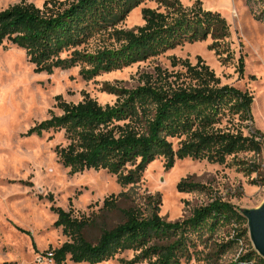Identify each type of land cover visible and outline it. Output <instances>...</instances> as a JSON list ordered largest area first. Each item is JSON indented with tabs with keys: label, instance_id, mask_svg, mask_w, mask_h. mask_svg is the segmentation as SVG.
<instances>
[{
	"label": "rangeland",
	"instance_id": "374dc122",
	"mask_svg": "<svg viewBox=\"0 0 264 264\" xmlns=\"http://www.w3.org/2000/svg\"><path fill=\"white\" fill-rule=\"evenodd\" d=\"M27 1L42 8L48 0ZM62 1L69 5L76 0ZM20 2L0 0V12ZM129 9L123 3L103 7L99 15H92L84 22L87 35L57 57L72 60L74 65L55 68L52 73L35 72L25 50L12 43L0 46V264H55L49 253L68 237L55 226L53 205L65 211L73 209L77 217L102 215L96 226L85 232L94 242L105 221L108 228L122 221L118 212H101L106 198L122 193L127 197L120 198L121 207H134L146 216L157 212L171 223L192 218L196 209L216 200L241 213L263 203L264 150L262 154L230 157L225 164L177 158L172 168H167L164 158H156L139 180L123 187L118 176L107 170L71 174L57 153L58 147L68 145L64 130L34 131L52 116H62L63 102L77 105L90 97L102 107H117L127 99L125 91L143 86L147 75H155L158 69L175 72V59L195 64L201 58L224 85L253 95V122L247 124L245 133H264V22L255 19L247 0H139ZM147 9L167 16L157 52L144 61L126 64L119 58L128 45L118 32L137 34L146 25ZM204 11L217 13L226 21V37L220 28H211L207 39L190 41L192 35L205 31L199 18ZM215 44L225 49L222 58L231 54V60L223 62L213 49ZM106 52L104 58L118 66L104 68L105 62L99 58ZM173 142L178 150V142ZM181 183L190 186L181 189ZM240 231L237 223L219 225L213 234L200 230L194 236L193 259L185 264H256V259L240 261L255 251L249 232V239L241 240L237 238ZM132 256L131 252L123 255ZM119 258L98 264H120ZM64 264L87 263L68 259Z\"/></svg>",
	"mask_w": 264,
	"mask_h": 264
},
{
	"label": "trees",
	"instance_id": "16d2710c",
	"mask_svg": "<svg viewBox=\"0 0 264 264\" xmlns=\"http://www.w3.org/2000/svg\"><path fill=\"white\" fill-rule=\"evenodd\" d=\"M138 1L76 0L68 5L62 0H48L38 8L21 0L0 12V46L10 42L25 50L37 73L69 68L74 61L57 57L87 35L84 22L91 20L92 15H99L103 7L124 3L131 9ZM247 4L255 19L264 22V0H247ZM165 16L147 9L144 10L146 25L137 34L119 31V39L128 45L119 59L133 64L155 54L165 30ZM199 18L205 31L192 35L190 41L207 39L211 28H220L222 36H227L228 25L217 13L204 11ZM213 49L223 62L231 60V54L222 58L226 51L220 45H213ZM107 54L103 53L99 59L110 70L118 63L104 58ZM173 65L178 68L175 72L158 69L155 75L146 76L143 86L125 91L127 99L117 107H102L90 97L77 105L63 102L60 105L63 115L52 116L34 131L64 130L68 145L58 147L57 153L71 174L107 170L118 176L123 187L139 180L144 168L156 158H164L167 168H172L177 158L225 164L228 158L242 153L262 154L264 133L259 130L245 133L247 124L253 122V95L224 85L201 58L195 64L175 59ZM240 73L244 74L243 62ZM173 141L178 142V150ZM130 166L134 168L125 171ZM188 186L181 183L179 188ZM122 197H127L126 193L105 199L101 212H118L122 221L112 228L105 221L94 242L85 232L96 226L102 215L77 217L73 209L65 211L53 205L51 211L57 215L55 226L61 227L68 237L66 243L50 252L55 264H64L68 259L74 263L98 264L116 257H120V264H185L193 259L194 236L200 230L213 234L217 226L233 223L241 226L237 238L249 239L247 219L238 209L219 200L196 209L192 218L184 222L171 223L157 212L146 216L134 207H121ZM49 200L52 202V197ZM129 252L132 258L123 257ZM255 259L256 264H264L255 251L240 261Z\"/></svg>",
	"mask_w": 264,
	"mask_h": 264
},
{
	"label": "water",
	"instance_id": "95a60500",
	"mask_svg": "<svg viewBox=\"0 0 264 264\" xmlns=\"http://www.w3.org/2000/svg\"><path fill=\"white\" fill-rule=\"evenodd\" d=\"M242 215L247 219V228L253 248L264 259V201L258 208L243 211Z\"/></svg>",
	"mask_w": 264,
	"mask_h": 264
},
{
	"label": "built area",
	"instance_id": "2783aa9c",
	"mask_svg": "<svg viewBox=\"0 0 264 264\" xmlns=\"http://www.w3.org/2000/svg\"><path fill=\"white\" fill-rule=\"evenodd\" d=\"M52 256H53V254L52 253H49V257H50L51 260H52Z\"/></svg>",
	"mask_w": 264,
	"mask_h": 264
},
{
	"label": "bare ground",
	"instance_id": "6f19581e",
	"mask_svg": "<svg viewBox=\"0 0 264 264\" xmlns=\"http://www.w3.org/2000/svg\"><path fill=\"white\" fill-rule=\"evenodd\" d=\"M172 173H173V171H172Z\"/></svg>",
	"mask_w": 264,
	"mask_h": 264
}]
</instances>
